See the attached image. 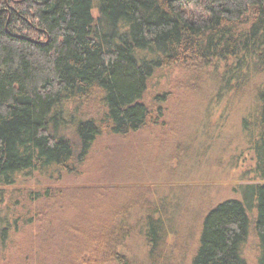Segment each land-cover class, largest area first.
<instances>
[{"label":"trees","instance_id":"obj_1","mask_svg":"<svg viewBox=\"0 0 264 264\" xmlns=\"http://www.w3.org/2000/svg\"><path fill=\"white\" fill-rule=\"evenodd\" d=\"M209 68L218 95L251 90L241 129L257 182L242 185L245 200L224 201L206 214L190 264H248L242 248L252 222L264 264V0H0V204L12 191L24 209L45 201L60 212L66 203L68 216L95 197L110 210L86 209L89 222L74 215L81 225L64 226L58 245L62 239L66 249L59 252L47 243L53 222L38 212L40 225L27 235L19 264H39L42 255L53 264L58 254L61 264H133V235L141 242L143 236L147 258L154 257L166 233L142 191L69 186L64 177L80 172L101 137L165 129L170 92L150 94L163 72H178L173 83L189 91ZM34 174L65 185L13 189ZM121 195L125 201L116 202ZM27 219L14 220V234L35 222ZM2 222L5 250L11 224ZM89 226L101 233L86 235Z\"/></svg>","mask_w":264,"mask_h":264},{"label":"rangeland","instance_id":"obj_2","mask_svg":"<svg viewBox=\"0 0 264 264\" xmlns=\"http://www.w3.org/2000/svg\"><path fill=\"white\" fill-rule=\"evenodd\" d=\"M212 71L209 68L202 72L203 76L197 83H192L189 91L173 83L179 76L178 72H163L162 77L152 82L150 94H157L161 89L170 92L165 129L139 131L124 137H101L95 142L80 172L64 177L65 184L75 187L101 183L124 185L132 189L129 194L142 191V200L157 205L158 216L166 233L164 239L162 237V244L157 239L154 257L147 258L148 247L143 236L141 242L133 235L127 241L131 254L138 257L133 264H190L192 253L199 245L206 214L224 201L245 200L242 185L257 182L250 175L254 166L253 155L241 129V116L250 106L251 90L246 88L241 95L227 91L218 95L215 81H212ZM22 178L24 180H18L13 189L40 190L65 185L64 181L62 184H52L36 174ZM11 192L6 193L0 204V227H7L2 222L4 218L11 224L5 242L7 249L0 247V264H19L18 258L26 248V240L33 236L40 225V222H36L41 219L38 212L53 222L47 243L59 252L60 245L62 250L66 249V245L62 244L64 240L61 239L58 245L59 235L65 231L64 226L72 223L81 225V222L75 221L74 215L89 222V211H110L106 205L99 206L101 204L95 202V197L90 198L91 202L86 201L90 208L81 206L68 216L65 215L66 203L60 212L56 206L45 201L28 203L24 209V198L12 200ZM125 199L124 195L114 198L121 203ZM31 217L35 222L22 227L21 233L14 234V220L22 224ZM42 228L44 232L47 227L44 225ZM90 233L101 232L89 226L85 234ZM79 242L80 245L85 243L83 239ZM242 252L248 264H258L260 247L253 222ZM51 259L42 255L39 264H51ZM59 259L60 254L52 263L61 264Z\"/></svg>","mask_w":264,"mask_h":264}]
</instances>
